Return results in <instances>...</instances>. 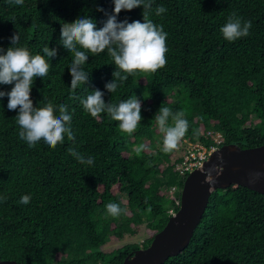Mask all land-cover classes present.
I'll return each instance as SVG.
<instances>
[{
	"label": "trees",
	"instance_id": "obj_1",
	"mask_svg": "<svg viewBox=\"0 0 264 264\" xmlns=\"http://www.w3.org/2000/svg\"><path fill=\"white\" fill-rule=\"evenodd\" d=\"M158 6L167 11L157 16ZM113 8V0H24L23 5L0 0V48L6 50L19 34V46L33 54L43 55L46 46L56 50L49 73L35 79L31 99L34 106L53 103L57 115L59 105L67 106L75 136H65L55 148L43 140L29 147L18 135V110H8L6 96L0 99L1 260L122 264L147 248L154 235L109 253L102 248L112 239L133 236L141 225L157 233L169 210H178L186 176L174 163L182 161L185 140L209 147L217 132L223 144L264 145V0H154L149 18L167 33L166 66L129 75L109 93L105 85L113 80L114 62L106 50L87 53L83 67L89 81L73 91V55L60 44L61 24L88 16L100 28ZM142 12V7L122 11L118 20L143 22ZM233 13L252 27L247 37L230 43L220 29ZM13 86L0 85V91ZM93 90L104 93L105 103L139 98L143 119L137 130L121 132L106 113L91 117L80 99ZM161 105L183 111L189 123L171 152L163 151L154 119ZM141 144L147 150L137 153ZM69 148L95 163H79ZM25 195L31 197L26 204L20 202ZM109 202L127 212L110 216ZM164 264H264V195L235 184L211 193L189 245Z\"/></svg>",
	"mask_w": 264,
	"mask_h": 264
},
{
	"label": "clouds",
	"instance_id": "obj_2",
	"mask_svg": "<svg viewBox=\"0 0 264 264\" xmlns=\"http://www.w3.org/2000/svg\"><path fill=\"white\" fill-rule=\"evenodd\" d=\"M8 2L23 5L24 0H8ZM153 2L154 0H113V12L106 13L107 18L100 28H97L96 22L88 16L78 17L71 23L61 24L60 44L73 55L72 63L69 66L70 88L73 91L89 81L90 75L83 67L89 58L87 53L101 54L106 50L107 55L114 62L113 80L105 85L109 93H114L120 84L127 81L129 75L137 72L154 73L166 66L167 33L162 25L154 23L149 18ZM141 7L143 8V22L118 20L122 11H132ZM98 11H103V9L100 8ZM166 11L167 9L163 6H158L155 9L157 16ZM251 27V21H243L241 17L233 13L221 27L220 32L223 38L231 43L247 37ZM10 43L11 46L6 50L0 48V85L14 86L10 91H0V99L6 96L8 110H18L14 119L19 126V138L25 141L29 147H34L43 140L51 148L63 143L65 136L68 140H74L75 136L71 129L72 116L68 113L67 106L59 105V114L57 115V106L53 103L47 102L41 106V102L38 106H34L31 99L35 79H42L49 73V60L56 57V50H50L46 46L43 48V55L33 54L27 47L19 46V34H14L10 38ZM80 103L93 118H99L102 113H106L113 121L118 122L121 132L129 135L137 130L143 119L141 115L142 101L136 96L122 100L119 104L105 103L104 93L100 90H93L86 97L81 98ZM154 119L163 136V151L171 152L177 149L189 127L185 113L183 111L173 112L171 108L161 105ZM170 119L171 123H169ZM212 134L209 132V135L212 136ZM212 139L214 143L209 147L185 140V150L189 144H197L207 150L214 148L210 152L211 154L221 146L227 145L223 144L220 133L215 132ZM145 150H147V146L144 144L135 148L137 153ZM185 150L184 152H186ZM68 151L81 164L93 165L95 163L92 157L85 159L73 148H69ZM182 154L183 152L181 157H183ZM180 162L174 163L175 171H177L176 166ZM189 173L184 176L187 177ZM259 176V173L255 174V178L258 179ZM175 190V188L169 190L170 198L173 197L172 194ZM30 198L25 195L20 202L26 204ZM105 207L107 213L112 217H119L122 213L127 212V209H122L119 204L114 202H109ZM171 211L169 210V217L174 213L173 211L170 213Z\"/></svg>",
	"mask_w": 264,
	"mask_h": 264
},
{
	"label": "water",
	"instance_id": "obj_3",
	"mask_svg": "<svg viewBox=\"0 0 264 264\" xmlns=\"http://www.w3.org/2000/svg\"><path fill=\"white\" fill-rule=\"evenodd\" d=\"M259 173V178L255 174ZM235 184L264 195V145L242 149L223 145L213 151L202 166L191 171L183 182L179 208L150 245L133 252L122 264H164L189 245L207 208L211 193ZM0 264H17L1 260Z\"/></svg>",
	"mask_w": 264,
	"mask_h": 264
},
{
	"label": "built area",
	"instance_id": "obj_4",
	"mask_svg": "<svg viewBox=\"0 0 264 264\" xmlns=\"http://www.w3.org/2000/svg\"><path fill=\"white\" fill-rule=\"evenodd\" d=\"M213 149L214 148L207 150L203 146L189 144L188 147H186V152H183L182 162L176 166V170L181 175H185L195 168L202 166ZM170 213H172V211Z\"/></svg>",
	"mask_w": 264,
	"mask_h": 264
},
{
	"label": "rangeland",
	"instance_id": "obj_5",
	"mask_svg": "<svg viewBox=\"0 0 264 264\" xmlns=\"http://www.w3.org/2000/svg\"><path fill=\"white\" fill-rule=\"evenodd\" d=\"M117 190L114 189L113 192L115 193ZM155 233L152 231H148L146 229L145 225H141L138 227V230L133 236H125L121 241L117 239H112L109 241L103 248L102 250L105 251L106 253H109L111 251H114L116 249H119L127 244L130 243H136V244H141L145 239H148L152 237Z\"/></svg>",
	"mask_w": 264,
	"mask_h": 264
}]
</instances>
